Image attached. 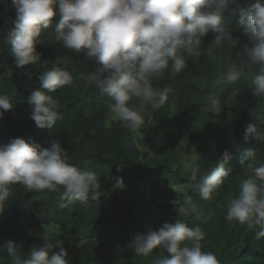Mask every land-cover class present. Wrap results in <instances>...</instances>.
Listing matches in <instances>:
<instances>
[{"label":"trees","instance_id":"1","mask_svg":"<svg viewBox=\"0 0 264 264\" xmlns=\"http://www.w3.org/2000/svg\"><path fill=\"white\" fill-rule=\"evenodd\" d=\"M116 256L264 264V0H0V264Z\"/></svg>","mask_w":264,"mask_h":264},{"label":"rangeland","instance_id":"2","mask_svg":"<svg viewBox=\"0 0 264 264\" xmlns=\"http://www.w3.org/2000/svg\"><path fill=\"white\" fill-rule=\"evenodd\" d=\"M114 115H121V113L116 110ZM140 150L144 155L147 154H152V150L150 147H146L144 145H140ZM195 160V156L193 154V151L190 150L185 154V158L182 162L183 168L189 169L192 167L193 163ZM173 187L170 185H163V186H156L153 185L151 182L147 183V196L152 197V196H157L158 201L152 203V213L149 216V218L143 223V230L145 233H150L152 229L160 226H166L169 232H173V228L171 227V224L167 223V218H174L176 220H182L185 219V212L182 207H178L176 209H173L170 211L169 207H164V206H159V202H165V199H162L165 194L171 193ZM54 227H49L46 229L43 228H37L33 231L34 234L36 235H46L48 231L54 230ZM115 260L118 264H129V260H127L124 257L116 256Z\"/></svg>","mask_w":264,"mask_h":264}]
</instances>
